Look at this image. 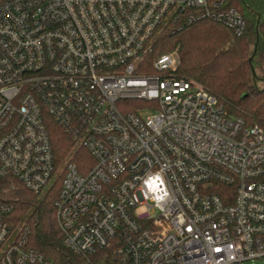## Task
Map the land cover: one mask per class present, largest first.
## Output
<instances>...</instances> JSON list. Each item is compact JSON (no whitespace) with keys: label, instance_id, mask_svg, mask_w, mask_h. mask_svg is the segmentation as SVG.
<instances>
[{"label":"built area","instance_id":"2783aa9c","mask_svg":"<svg viewBox=\"0 0 264 264\" xmlns=\"http://www.w3.org/2000/svg\"><path fill=\"white\" fill-rule=\"evenodd\" d=\"M200 19L247 26L231 0H0V177L53 195L81 264L264 259V125L176 53L149 60L166 26ZM55 124L75 145L61 161ZM14 214L0 198V264H54Z\"/></svg>","mask_w":264,"mask_h":264},{"label":"trees","instance_id":"16d2710c","mask_svg":"<svg viewBox=\"0 0 264 264\" xmlns=\"http://www.w3.org/2000/svg\"><path fill=\"white\" fill-rule=\"evenodd\" d=\"M231 1L247 22L242 35L210 19L176 23L166 26L158 35L149 60L176 53L180 75L202 84L228 114L264 125V87L256 84L257 80H264V0ZM52 142L60 161L74 150L72 139L56 124L52 128ZM79 153L88 155L80 149L76 160ZM8 188L9 181L0 177V198L14 206L18 222L29 225V244L54 264H81L82 258L63 244L53 216V195L39 199L22 187Z\"/></svg>","mask_w":264,"mask_h":264},{"label":"rangeland","instance_id":"374dc122","mask_svg":"<svg viewBox=\"0 0 264 264\" xmlns=\"http://www.w3.org/2000/svg\"><path fill=\"white\" fill-rule=\"evenodd\" d=\"M256 84L258 87H264V80L263 79H259L256 81ZM255 264H264V259H259L255 262Z\"/></svg>","mask_w":264,"mask_h":264},{"label":"water","instance_id":"95a60500","mask_svg":"<svg viewBox=\"0 0 264 264\" xmlns=\"http://www.w3.org/2000/svg\"><path fill=\"white\" fill-rule=\"evenodd\" d=\"M253 57H254V54L250 57V60H252ZM252 71H253V77H254V79H256L257 73H256L254 67H252Z\"/></svg>","mask_w":264,"mask_h":264}]
</instances>
